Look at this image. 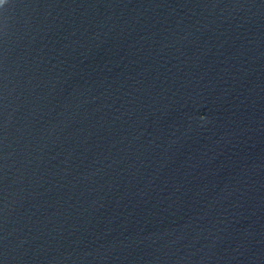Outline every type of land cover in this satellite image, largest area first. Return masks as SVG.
Here are the masks:
<instances>
[{
    "label": "water",
    "instance_id": "water-1",
    "mask_svg": "<svg viewBox=\"0 0 264 264\" xmlns=\"http://www.w3.org/2000/svg\"><path fill=\"white\" fill-rule=\"evenodd\" d=\"M0 264H264V0H6Z\"/></svg>",
    "mask_w": 264,
    "mask_h": 264
},
{
    "label": "snow or ice",
    "instance_id": "snow-or-ice-1",
    "mask_svg": "<svg viewBox=\"0 0 264 264\" xmlns=\"http://www.w3.org/2000/svg\"><path fill=\"white\" fill-rule=\"evenodd\" d=\"M6 3V0H3V3H0V6H3Z\"/></svg>",
    "mask_w": 264,
    "mask_h": 264
}]
</instances>
